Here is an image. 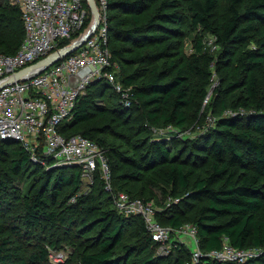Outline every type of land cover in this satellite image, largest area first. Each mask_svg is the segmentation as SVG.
I'll list each match as a JSON object with an SVG mask.
<instances>
[{
  "label": "trees",
  "instance_id": "1",
  "mask_svg": "<svg viewBox=\"0 0 264 264\" xmlns=\"http://www.w3.org/2000/svg\"><path fill=\"white\" fill-rule=\"evenodd\" d=\"M225 1L229 15L216 24L212 19L213 12L221 0H107L108 47L112 60L121 67L118 79L132 87L134 99L132 105L125 108L108 82H93L79 98L72 121L63 123L58 129L65 137L80 134L96 142L104 151L111 170V192L105 190L99 173H96L92 185L98 186L97 191L76 198L75 204H87L88 212L95 204L102 208L94 224L86 222L87 219L81 220V228L73 234V243L78 242L82 247L81 252L76 254L78 264H124L125 255L137 247L136 244L124 245L123 256L118 255L115 249L122 243L126 229L132 225L139 231V240L157 247L140 216H123L115 208L114 197L119 191L145 201L153 200L154 194H134L124 189L125 183L114 185L116 159L136 170L131 175L134 180L140 179L138 172L145 171V164L110 145L113 136L110 124L119 121L125 111L134 109L136 100H141L146 111L145 118L149 121L172 125L178 130L197 123L202 117V114L199 115L200 100L207 95L215 63L214 56L205 50L203 44V38L207 35L216 37V51L221 49L225 54L230 53L231 47L244 46L233 59L236 79L230 82L229 87L244 90L242 107L246 111L234 113L236 106L224 102L226 90L218 88L214 91L218 92L223 103L215 121L216 128L192 141V145L199 143V150L212 161L207 176L191 182L195 171L181 164H171L166 170L157 166L155 170L147 172L149 177L154 178L156 169L162 170L161 180L167 186L163 190L165 197L178 199L176 204L159 212L157 219L162 225L170 227H179L184 223L195 225L199 245L204 252L221 248L226 238L235 248H256L261 251L260 258L244 264L264 258V0ZM11 3L13 5L9 6L0 0V53L8 55L17 51L24 36L20 9L12 0ZM147 3H158L161 10L146 24L127 27V24L117 20L116 13L121 10L124 15H131L132 19L138 21V15ZM89 23L90 19L83 30ZM186 23L187 27L198 32L194 52L181 64L173 60L166 62L175 52L170 48L172 41L167 43L164 37L184 34L180 27ZM146 28H158L160 34H135ZM120 35H125L133 43L142 38L155 40L159 47L154 52H136L128 58L124 47L116 45V37ZM67 44L69 41H63L60 46ZM159 61H164L166 65L157 69L154 66L148 78L139 85L134 84L139 77L137 73L125 72V66L156 65ZM216 71L219 72L218 65ZM90 88L95 90L91 92ZM108 90L112 91L117 106L96 107V99L103 97ZM225 109L231 111L224 115ZM121 121L120 125L123 124ZM116 139L121 143L124 141L121 137ZM13 144L17 148L10 150L15 155L11 159L6 153L7 147ZM170 155L169 149L161 142H155L142 153L147 165L152 163L153 157L156 158V165L169 164ZM27 162H31L30 156L19 143L0 140V163L9 165L11 171L19 173ZM4 165H0V264H45L48 249L41 241V232L50 233L46 244L54 248L59 241L57 230L61 226H69L72 221L71 217L65 218L64 212L51 210L50 205L56 204L59 187L70 185L73 195L78 192L82 183L80 171L76 167H67L68 174L65 175L63 169H57L50 178V172L43 169V182L34 194L18 198L3 180L7 177ZM46 190H49V196L43 195ZM12 197L21 201L20 210L16 213L11 210ZM190 201L199 206L193 205L187 212L184 207ZM95 226H98L95 234L86 236L87 241L91 242L86 243L82 235ZM189 258V250L181 245L168 256L153 254L145 257L140 264H185Z\"/></svg>",
  "mask_w": 264,
  "mask_h": 264
},
{
  "label": "built area",
  "instance_id": "2",
  "mask_svg": "<svg viewBox=\"0 0 264 264\" xmlns=\"http://www.w3.org/2000/svg\"><path fill=\"white\" fill-rule=\"evenodd\" d=\"M93 1L98 25L88 0H12L20 9L24 36L14 54L0 53V140L19 143L32 161L42 165L52 161L78 168L81 180L89 185L99 173L105 190L111 192L110 165L100 146L83 135L65 137L58 131L60 125L72 121L79 98L93 82H108L123 107L133 102L132 87L118 79L119 66L108 47L107 0ZM82 39V45L58 62L35 65ZM63 41L69 44L60 46ZM203 44L212 52L218 49L214 35H207ZM114 205L123 216L143 219L159 256H168L181 245L190 252L185 264H244L261 255L256 248H235L226 238L221 248L204 252L196 226L162 225L157 215L165 208H158L153 200L131 198L119 191ZM53 257L59 259L63 254L57 252Z\"/></svg>",
  "mask_w": 264,
  "mask_h": 264
},
{
  "label": "rangeland",
  "instance_id": "3",
  "mask_svg": "<svg viewBox=\"0 0 264 264\" xmlns=\"http://www.w3.org/2000/svg\"><path fill=\"white\" fill-rule=\"evenodd\" d=\"M4 4H8L9 6L13 5L11 0H4ZM159 10H161V6L158 3H147L143 8V12L138 15V21L132 19L131 15H124L121 10L117 11L116 17L117 20L127 24V27H137L141 24H146L150 19H154ZM228 15L229 8L227 2L225 0H221L218 8L213 12L212 19L214 23L217 24L224 20ZM165 25L174 27V25L171 24ZM180 29L184 31V34L179 37L174 35H167L164 37L167 43L172 41L170 48L171 51L175 52V54L169 57L166 62L173 60L176 64H181V62L187 59L195 50L194 43L197 38V30H192L190 27H187V23L184 24L183 27L181 26ZM135 34H160V31L158 28H146L135 32ZM120 36L121 37H116L118 41L116 45L124 47L125 54L128 58L134 56V53L136 52H139L140 54L154 52L159 47L155 40L142 38L137 43H133L125 35ZM205 37L206 36H204V38ZM242 48H244L243 45L231 47L230 53L225 54L221 51V49L212 52L207 46H205V50L214 56L215 63L212 68L213 77H211V81L208 85L207 95L200 100L201 106L199 115L202 114V117L197 123L193 122L183 130H178L172 125L164 126L165 124L149 121L145 118L146 111L141 100H136L135 108L125 111L122 115L121 119L123 121L120 119L119 121L110 124V133L113 135L110 139V145L115 150L122 152L124 155L138 158L142 164H145V171L138 172L140 179L134 180L131 175L136 172V170L130 165H126V163L116 159V169L114 171L115 186L125 183L126 186L124 189H129L134 194H140L142 192L147 194L148 192H152V194H154L152 199L154 200L156 206L158 208H167L168 205L171 207L172 204H176L178 201L173 203L171 198L165 197L163 190L164 188L167 189V186L161 180L162 170H166L171 164H181L186 169L192 168L195 171V175L191 178V182H193L196 178L208 175L212 161L207 155H205L206 153L199 150V143L192 145V141L196 138H200L201 134L207 131H212L216 128L215 121L223 108V103L221 98L218 97V92H214L216 89L220 88L222 90H226L224 102H227L228 105L234 104L236 106L234 113L242 114L246 111V109L242 107V102L245 100L244 90L234 86L229 87L230 82H233L236 79L233 74V59ZM163 62L164 61H159L156 65L136 64L125 66V72L134 71L137 73L139 77L134 84L139 85L148 78L154 66L155 69L165 66L166 63ZM217 65L219 67V72L216 71ZM120 69L121 67L119 65V70ZM94 90L95 89L93 88L89 89L91 92ZM105 92L107 93L103 95V97L96 99L95 106H105L109 108L116 107L117 101L114 99L111 93L112 91L108 90ZM132 99H134V95ZM230 111L231 109H225L223 114L226 115ZM120 121L123 122L122 125H120ZM116 137H121L124 141L121 143L118 139H116ZM155 142H161L169 149L171 154L169 164L156 165L155 157L152 158L153 160L151 164L147 165V163H145V156H142V153H145L148 149H150ZM15 148H17V146L14 144L7 147L8 152L6 154H8L11 159L14 158L15 155L11 153L10 150ZM201 156H205V158L202 159ZM0 165H4V163H0ZM4 166H6L4 167V171L6 170L7 177L3 180L10 189V192L18 198L23 195L34 194L35 189L43 182L45 175V172L42 171L43 169L50 172L48 173L49 176L55 173L57 169H63L64 174H68V171L65 169L68 167L67 165H58L52 161L46 162L42 165L31 160V162H27V164L20 168L19 173L11 171L9 169V165L5 164ZM39 166H43V168ZM157 166H161L162 170L156 169L155 177H149L147 172L149 170H155ZM52 177L50 176V178ZM92 184L89 185L85 180H82L81 186L78 188V192L74 195L69 189L70 185L62 188L59 187L60 194L56 198V204L52 203V205H50L51 210L55 209L58 212H64L65 218L68 219L71 217L72 221L69 226H66L69 229L61 226L57 230L56 234L59 241L57 246L54 248L46 244L50 233L48 234L44 231L41 232V241L45 243V247L48 249V260L45 264H78L76 254L81 252L82 247L78 242L73 243V234L81 228V220L87 219L86 222L94 224L96 221L95 218L99 216L102 209L100 205L95 204L92 211L88 212L86 210V206H88L87 204H75L78 196L85 195L91 191H97L98 186L93 187ZM43 195L49 196V190H46ZM12 199L13 206L11 210L16 213L20 210L19 203L21 201L19 199H14L13 197ZM193 205L196 207L199 206V204H195L190 201L184 208L187 212H189V208H192ZM164 218L166 219L165 216ZM97 228L98 226H95L93 229L86 231L84 235H82V238L86 240V243L91 242V240L87 241L86 236H90L93 233L95 234ZM137 232H139L138 229L133 227V225L127 228L122 243L115 249V252L119 253L118 255L123 256L124 253L122 248L124 245L136 244L135 246L137 247H133L134 249H131L127 256L125 255L123 259L124 264H140L145 257L153 254L157 255V247L146 244L142 241V239L139 240L140 234ZM22 242L25 246H29L27 242ZM57 252H61L63 257L54 259L53 256ZM50 253L53 254L52 257H50ZM257 258H260V255L255 257V259ZM250 264H264V258L250 262Z\"/></svg>",
  "mask_w": 264,
  "mask_h": 264
},
{
  "label": "water",
  "instance_id": "4",
  "mask_svg": "<svg viewBox=\"0 0 264 264\" xmlns=\"http://www.w3.org/2000/svg\"><path fill=\"white\" fill-rule=\"evenodd\" d=\"M88 3H89V6L91 8L92 14H93V16L95 18L96 25H98L99 20H98V10H97V7H96V5H95V3H94L93 0H88ZM83 43H84V39L80 40L76 44H73L71 46H67V47H65V48H63L61 50L56 51L55 53H53L52 55L46 57L42 61H39L35 65H40L42 63H45V64H53V63H56L59 60H61L62 58L68 56L71 53H73ZM9 81H11V79Z\"/></svg>",
  "mask_w": 264,
  "mask_h": 264
}]
</instances>
